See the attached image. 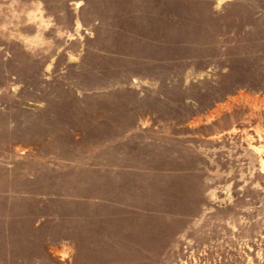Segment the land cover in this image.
I'll use <instances>...</instances> for the list:
<instances>
[{
	"label": "rangeland",
	"instance_id": "374dc122",
	"mask_svg": "<svg viewBox=\"0 0 264 264\" xmlns=\"http://www.w3.org/2000/svg\"><path fill=\"white\" fill-rule=\"evenodd\" d=\"M0 264H264V0H0Z\"/></svg>",
	"mask_w": 264,
	"mask_h": 264
}]
</instances>
